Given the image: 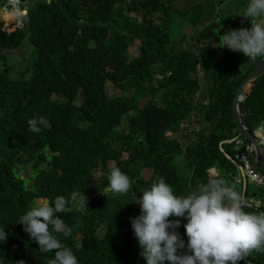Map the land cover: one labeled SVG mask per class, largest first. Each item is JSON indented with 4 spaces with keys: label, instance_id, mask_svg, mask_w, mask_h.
<instances>
[{
    "label": "trees",
    "instance_id": "1",
    "mask_svg": "<svg viewBox=\"0 0 264 264\" xmlns=\"http://www.w3.org/2000/svg\"><path fill=\"white\" fill-rule=\"evenodd\" d=\"M177 2L55 0L37 4L10 25L0 19V232L7 237L0 241V264H48L54 258V252L39 251L19 222L38 201L51 204L60 196L66 211L57 215L73 231L67 238L53 235L78 264H147L130 218L134 201L157 177L180 196L206 182L211 172L243 193L246 212H264L262 189L250 191L239 176L243 164L235 155H250V144L234 140L239 132L233 111L237 90L263 57L248 60L219 41L238 30L244 19L238 15L249 0L221 2L227 4L216 7L210 23L207 14L189 18L191 38L174 36L169 20L183 13L174 7ZM136 40L139 55L132 56ZM25 43L35 48L31 77L14 80ZM201 72L210 76L209 95L201 91ZM109 86L125 96H112ZM138 97L148 98L142 107ZM244 104L253 133L264 124V76L250 86ZM41 116L51 127L30 132L29 121ZM124 116L128 133L121 131ZM187 120L190 135L183 145L169 134ZM113 167L131 180L126 194L103 193ZM25 171L27 180L21 178ZM181 253L189 254L187 247ZM239 264H264V252L252 251Z\"/></svg>",
    "mask_w": 264,
    "mask_h": 264
},
{
    "label": "clouds",
    "instance_id": "2",
    "mask_svg": "<svg viewBox=\"0 0 264 264\" xmlns=\"http://www.w3.org/2000/svg\"><path fill=\"white\" fill-rule=\"evenodd\" d=\"M238 16L244 17L238 30L220 32L225 34L219 36L222 48L241 52L248 60L264 57V0H249ZM29 124V131L35 133L41 131V125L51 127L43 116ZM253 134L264 145V125ZM107 179L104 194H126L131 187L130 178L118 167L110 170ZM134 202L139 204L141 215L130 218L131 224L147 264H239L252 251L264 252V212H246L248 201L243 193L211 172L206 182L197 183L187 195L180 196L163 177H157ZM66 204L63 196L51 204L41 201L20 218L19 224L38 243L39 251L54 252L48 264H78L72 250L53 235L62 233L67 238L72 234L73 229L57 215L66 211ZM171 217L187 219V246L176 231L180 221ZM6 238L5 231L0 232V241ZM185 247L191 254H178Z\"/></svg>",
    "mask_w": 264,
    "mask_h": 264
},
{
    "label": "rangeland",
    "instance_id": "3",
    "mask_svg": "<svg viewBox=\"0 0 264 264\" xmlns=\"http://www.w3.org/2000/svg\"><path fill=\"white\" fill-rule=\"evenodd\" d=\"M195 1L196 0H194V2L191 5H189V3H187L188 0H178L177 5H174V7L176 9L181 10V12H183V13H177L176 12L175 15H172V19L169 20L170 22H172V28H173L174 36L181 38V36L186 35L187 38L188 37L191 38V36L194 35V34H192V33H194V29H193L194 27H193L189 18L196 16L197 13H200L202 16H203V14H207L208 23H210L214 19V17L217 15L216 7L218 5H220L223 8V6H225V4H227V3L221 4V2H223V1L229 2V0H198L197 4H195ZM230 2H231V0H230ZM1 6L4 8L7 7L6 4H4V0H0V7ZM238 9L239 8H236V11H238ZM220 13L224 14L223 10H221ZM220 13H219V15H220ZM162 14H163V12H160V16ZM9 15L10 16H8L6 13H3L1 20L5 21V18L10 19L12 17V15H14V13L12 11H10ZM202 16H201L202 21L199 24L205 26V20ZM180 19L183 21L180 23V26L178 28L177 25H178V22L180 21ZM5 23H6V25H10V23H12V21L8 20V21H5ZM17 25H19V24H17ZM17 25L11 26V30L16 29ZM203 26H200V28ZM249 30H251V27ZM219 34H220V32H219ZM188 41L191 42V39H189ZM140 45H141L140 41L136 40L132 44V46L130 47L129 53L132 56L139 55ZM21 49H22V54H20V57H18L19 58L17 61L18 65L15 66L14 71L11 75V78L14 80H28V79H30V77H31V68L30 67L33 65V63L36 59L35 48L32 47L29 43L23 44L21 46ZM162 67L163 66H159V68L155 67V69H157V71L159 69V71H160V69H162ZM199 74H200L199 80H200L201 91H203L207 95H209V93L211 91V85H212V82L210 80V76L206 73H203V72H201ZM160 79H161V77L157 78L158 81ZM108 91L112 96H119V95L125 96V94L122 95L121 90L116 88V87L109 86ZM150 97H151V95L149 94V98ZM138 99H141L140 100L141 107L146 103V100H148V98L145 99V98H141V97H138ZM135 114L136 113L134 111L130 115H135ZM190 123H191L190 120L184 121L182 126L180 128H178L179 130L177 131V133H174L171 131L169 134V137L171 139L180 140L183 143V145L186 144L188 136L190 135V133L188 131V125ZM195 127H196V130L199 129V124L196 122H195ZM128 129H129V117L124 116L123 120H122V124H121V131L122 132L126 131V133H128ZM116 142L123 144V142L118 141V140ZM177 164H178L180 169L184 168V157H183V155L179 157V159L177 160ZM252 164L254 166H256L253 159H252ZM239 176H240V178L242 177L241 172H239ZM100 177H101V173L99 171L97 178H100ZM145 177L150 178V173L145 174ZM21 178L27 180L28 179V172L25 171V172L21 173ZM240 178L238 177V180H240ZM243 187H244V184H243ZM249 187H250V191L258 190L257 188H254L256 186H254L253 184H250V183H249ZM261 189H262L261 191L264 192V187H262ZM39 202L40 201H38L37 204ZM140 215H141L140 206H139V204L135 203V208L133 210V217L137 218ZM186 223H184V224L180 223V227L177 228L176 231L180 234L181 239L184 241L185 245L187 246L188 237L186 235V231L184 228V225ZM136 243H137V245H136L137 249L141 251L138 239H137ZM189 254H191V253H189Z\"/></svg>",
    "mask_w": 264,
    "mask_h": 264
},
{
    "label": "water",
    "instance_id": "4",
    "mask_svg": "<svg viewBox=\"0 0 264 264\" xmlns=\"http://www.w3.org/2000/svg\"><path fill=\"white\" fill-rule=\"evenodd\" d=\"M27 12H23V16H26ZM13 18V17H11ZM10 18V19H11ZM8 20V18H6ZM264 76V57L259 61V63L252 69L251 73L247 76L246 79L242 82L241 86L236 92L234 103H233V111H234V118L238 127L239 136L236 137L234 140L238 139L239 137L243 138L244 140L248 141L250 144L249 151L253 154L252 159L255 162V165L261 172L264 174V145H262L257 137L254 136L252 133L246 119V101L247 91L252 84H254L257 80ZM264 125V124H263ZM255 144L256 148L253 147ZM240 172L242 173V182L244 187H247L248 180L246 176L243 175V169L240 168ZM47 201L48 200H40Z\"/></svg>",
    "mask_w": 264,
    "mask_h": 264
},
{
    "label": "flooded vegetation",
    "instance_id": "5",
    "mask_svg": "<svg viewBox=\"0 0 264 264\" xmlns=\"http://www.w3.org/2000/svg\"><path fill=\"white\" fill-rule=\"evenodd\" d=\"M53 1L55 0H4V4H6L7 7H0V19L2 18L3 13L9 14L10 11H12L14 13V15H12V22L19 21L22 18L24 11H26L28 14L29 11L32 10V8L35 7L37 4H51ZM5 21L8 20L5 18Z\"/></svg>",
    "mask_w": 264,
    "mask_h": 264
},
{
    "label": "built area",
    "instance_id": "6",
    "mask_svg": "<svg viewBox=\"0 0 264 264\" xmlns=\"http://www.w3.org/2000/svg\"><path fill=\"white\" fill-rule=\"evenodd\" d=\"M252 153L246 152L235 155V160L243 164V175L246 176L248 182L257 188L264 187V178L257 172V167L252 164ZM242 179V177H241ZM240 183V181H239Z\"/></svg>",
    "mask_w": 264,
    "mask_h": 264
},
{
    "label": "bare ground",
    "instance_id": "7",
    "mask_svg": "<svg viewBox=\"0 0 264 264\" xmlns=\"http://www.w3.org/2000/svg\"><path fill=\"white\" fill-rule=\"evenodd\" d=\"M9 19V18H8Z\"/></svg>",
    "mask_w": 264,
    "mask_h": 264
}]
</instances>
